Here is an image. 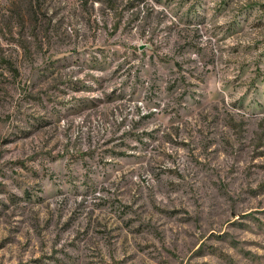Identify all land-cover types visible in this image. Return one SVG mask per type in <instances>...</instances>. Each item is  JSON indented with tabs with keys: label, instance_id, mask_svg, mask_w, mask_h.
I'll return each mask as SVG.
<instances>
[{
	"label": "rangeland",
	"instance_id": "obj_1",
	"mask_svg": "<svg viewBox=\"0 0 264 264\" xmlns=\"http://www.w3.org/2000/svg\"><path fill=\"white\" fill-rule=\"evenodd\" d=\"M0 264H264V0H0Z\"/></svg>",
	"mask_w": 264,
	"mask_h": 264
}]
</instances>
